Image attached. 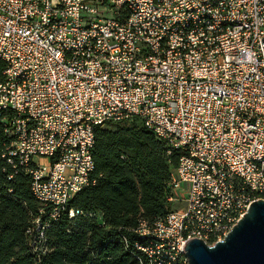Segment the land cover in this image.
<instances>
[{"label": "built area", "instance_id": "1", "mask_svg": "<svg viewBox=\"0 0 264 264\" xmlns=\"http://www.w3.org/2000/svg\"><path fill=\"white\" fill-rule=\"evenodd\" d=\"M0 59V174L30 179L36 264L82 215L98 126L137 119L179 153L173 209L135 231L145 264H187L264 200V0H0Z\"/></svg>", "mask_w": 264, "mask_h": 264}, {"label": "trees", "instance_id": "2", "mask_svg": "<svg viewBox=\"0 0 264 264\" xmlns=\"http://www.w3.org/2000/svg\"><path fill=\"white\" fill-rule=\"evenodd\" d=\"M4 69L0 59V81ZM178 157L166 155L163 143L137 119L96 127L95 184L78 192L67 207L82 215L68 220L66 212L51 223L45 231L47 252L37 264H145L135 231L140 219L152 224L173 209L166 197ZM6 171L0 174V264H36L25 229L40 204L30 192L29 177L9 166Z\"/></svg>", "mask_w": 264, "mask_h": 264}, {"label": "water", "instance_id": "3", "mask_svg": "<svg viewBox=\"0 0 264 264\" xmlns=\"http://www.w3.org/2000/svg\"><path fill=\"white\" fill-rule=\"evenodd\" d=\"M183 250L187 264H264V200L252 202L223 240L193 238Z\"/></svg>", "mask_w": 264, "mask_h": 264}, {"label": "rangeland", "instance_id": "4", "mask_svg": "<svg viewBox=\"0 0 264 264\" xmlns=\"http://www.w3.org/2000/svg\"><path fill=\"white\" fill-rule=\"evenodd\" d=\"M175 207V206H174Z\"/></svg>", "mask_w": 264, "mask_h": 264}]
</instances>
